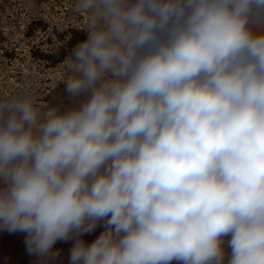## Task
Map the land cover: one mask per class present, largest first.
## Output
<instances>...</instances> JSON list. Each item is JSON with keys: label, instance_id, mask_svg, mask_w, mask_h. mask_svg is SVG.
<instances>
[{"label": "clouds", "instance_id": "9594fccd", "mask_svg": "<svg viewBox=\"0 0 264 264\" xmlns=\"http://www.w3.org/2000/svg\"><path fill=\"white\" fill-rule=\"evenodd\" d=\"M74 7L70 103L0 95V231L37 264H264V0Z\"/></svg>", "mask_w": 264, "mask_h": 264}, {"label": "built area", "instance_id": "2783aa9c", "mask_svg": "<svg viewBox=\"0 0 264 264\" xmlns=\"http://www.w3.org/2000/svg\"><path fill=\"white\" fill-rule=\"evenodd\" d=\"M74 6L75 0H0V95L26 87L40 105L70 103L63 92L68 46L74 32L86 35ZM71 246L56 245L68 259Z\"/></svg>", "mask_w": 264, "mask_h": 264}, {"label": "rangeland", "instance_id": "374dc122", "mask_svg": "<svg viewBox=\"0 0 264 264\" xmlns=\"http://www.w3.org/2000/svg\"><path fill=\"white\" fill-rule=\"evenodd\" d=\"M84 38L83 33L74 32L68 51H71L73 46ZM100 231L101 229L98 228L92 233L91 241L99 235ZM24 239L23 233L9 234L6 231H0V264H37L36 258L27 253ZM58 261L59 264H68L69 259L60 254Z\"/></svg>", "mask_w": 264, "mask_h": 264}, {"label": "bare ground", "instance_id": "6f19581e", "mask_svg": "<svg viewBox=\"0 0 264 264\" xmlns=\"http://www.w3.org/2000/svg\"><path fill=\"white\" fill-rule=\"evenodd\" d=\"M52 105H54V104H52Z\"/></svg>", "mask_w": 264, "mask_h": 264}]
</instances>
